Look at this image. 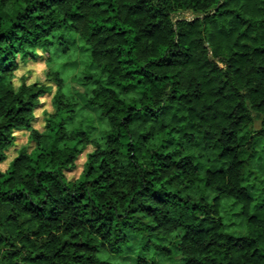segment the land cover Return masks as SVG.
Returning <instances> with one entry per match:
<instances>
[{"label":"trees","instance_id":"16d2710c","mask_svg":"<svg viewBox=\"0 0 264 264\" xmlns=\"http://www.w3.org/2000/svg\"><path fill=\"white\" fill-rule=\"evenodd\" d=\"M64 33L103 77L83 95L100 137L69 126L79 105L58 71L14 85ZM19 132L29 145L0 170V264H114L100 255L132 239L179 264H264V190L246 182L264 145V0H0V165ZM225 198L245 233L227 231Z\"/></svg>","mask_w":264,"mask_h":264},{"label":"rangeland","instance_id":"374dc122","mask_svg":"<svg viewBox=\"0 0 264 264\" xmlns=\"http://www.w3.org/2000/svg\"><path fill=\"white\" fill-rule=\"evenodd\" d=\"M192 17L189 12H182L177 14L175 19H191ZM62 40L65 44L59 43L51 46L50 62H47L46 55L42 54V59L38 63L21 64L19 70L15 73L14 85L17 86L21 81V77L24 76H26V83H45L47 68L58 71L64 82V92L67 95H73L79 105L77 117L69 126L74 127L79 123H83L88 126L92 137H100L105 125L96 110H89L84 106L83 95L94 83L101 82L103 77L90 63L86 47L77 36L64 33ZM50 99V95L41 99V105L35 111L36 120L33 123V128L40 132L43 130V112H51ZM254 126L257 128L258 123L255 122ZM15 145V147L8 150V159L0 165V170L6 168L12 157L16 155L18 148L29 145L28 133H16ZM257 147V158L249 167L246 175V182L251 186L252 194H258V192L264 190V145L261 143ZM89 151L90 148H87L83 152L76 162V169L73 172L66 173L67 178L74 179L79 176L84 155ZM227 199L229 198H225L221 202V215L227 224V231L243 234L246 232V228L239 215L238 206H234ZM100 257L114 264H179L181 262V258L176 251H173L168 258L150 252H143L134 239H132L131 245L125 248L121 256L102 254Z\"/></svg>","mask_w":264,"mask_h":264}]
</instances>
